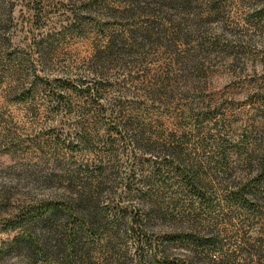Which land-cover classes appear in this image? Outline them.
Returning <instances> with one entry per match:
<instances>
[{
    "label": "trees",
    "instance_id": "obj_1",
    "mask_svg": "<svg viewBox=\"0 0 264 264\" xmlns=\"http://www.w3.org/2000/svg\"><path fill=\"white\" fill-rule=\"evenodd\" d=\"M224 1L203 0L202 11L195 5L199 0H123L99 22L92 61L79 86L48 85L55 110L69 107V86L92 109V140L82 135L80 143L89 152L92 145V162L27 177L28 184L45 185V195L33 196L16 219L14 229L21 233L10 248L24 253L25 264H91L77 260L90 250L92 264H264V231L245 233L229 253L212 227L221 221L227 228L235 219L231 210L251 224L264 223V96L259 118L233 150L215 115L202 113L200 103L179 104L189 98L185 88L198 90L207 57L221 43L206 40L198 20L218 21ZM192 3L193 20L178 22ZM263 15L264 7L253 8L256 21ZM114 21H121L118 28ZM37 51L48 64L50 50L37 46ZM150 51L170 58L154 78ZM131 95L153 107L176 105L165 114L175 132L159 128V114L131 101ZM206 122L213 128L200 135ZM191 131L216 140L202 160L193 156L199 151L185 149ZM206 143L201 153H207Z\"/></svg>",
    "mask_w": 264,
    "mask_h": 264
},
{
    "label": "rangeland",
    "instance_id": "obj_2",
    "mask_svg": "<svg viewBox=\"0 0 264 264\" xmlns=\"http://www.w3.org/2000/svg\"><path fill=\"white\" fill-rule=\"evenodd\" d=\"M224 2L218 21H208L205 17L198 20L197 26L208 33L206 40L221 43L216 44L218 51L207 57L198 77V90L185 88L184 92H190L189 98L179 104L200 103L202 113L215 115L220 120V132L229 144L228 149L233 150L261 112L264 17L256 21L253 8L264 7V0ZM122 3L123 0H0V264L26 263L23 252L10 248V242L21 233L14 229L16 219L24 206L33 201V196L42 199L45 195V185L28 184L27 177L75 170L79 165L92 162V145L90 152L80 148L82 135L92 140V109L80 92L69 86L66 91L69 107L55 110L57 105L49 97V86L69 81V85L79 86L78 80L87 74L92 61L100 24L112 13L110 10H116ZM195 5L204 10L200 6L203 0ZM192 6L193 3L191 9L187 5L186 10L181 11L183 15L178 22L193 20ZM146 19L141 18V21ZM120 22L114 21L111 25L118 28ZM50 38L55 41L50 43ZM228 45L231 47L227 48ZM37 46L50 50L48 64L38 57ZM233 51L241 56L235 58L230 54ZM146 52L148 50L142 51ZM168 61L170 58L164 52L150 51L147 59V63L152 62L150 77L157 76ZM30 88L33 89L27 90ZM24 90L27 92L23 98ZM130 97L137 105L159 114V128L168 133L174 131V124L172 126L165 114L170 116L177 110L176 105L167 110L142 104L137 95ZM205 107H211L212 111ZM205 126L208 127L200 135L213 128L210 122ZM203 140L207 142L205 154L200 150ZM215 141L209 134L202 139L191 131L185 149L199 151L193 156L202 160L214 150ZM233 157L234 163L236 158ZM231 211L235 219L227 228L221 221L212 224L213 230L222 234L221 244L229 253L238 248L239 239L245 233L256 236L264 231V223L251 224L244 214ZM251 226L256 228L251 231ZM130 247L134 257L135 246ZM212 255L219 256L217 252ZM77 258L79 262L92 264V250L87 255L80 252ZM38 264L43 263L39 260Z\"/></svg>",
    "mask_w": 264,
    "mask_h": 264
}]
</instances>
